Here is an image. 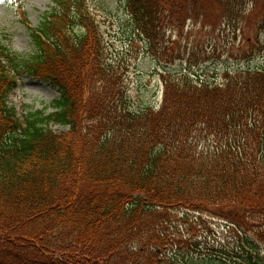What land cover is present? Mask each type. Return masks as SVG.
Wrapping results in <instances>:
<instances>
[{
	"label": "trees",
	"instance_id": "16d2710c",
	"mask_svg": "<svg viewBox=\"0 0 264 264\" xmlns=\"http://www.w3.org/2000/svg\"><path fill=\"white\" fill-rule=\"evenodd\" d=\"M125 1L151 48L166 17L183 28L223 13L237 36L243 21L247 43L264 29V0ZM53 3L29 27L33 55L0 41V264H200L183 227L202 216L227 220L250 247L209 251L264 264V65L221 82L166 69L159 108H135L129 66L108 61L87 0ZM24 72L58 88L55 111L9 105Z\"/></svg>",
	"mask_w": 264,
	"mask_h": 264
},
{
	"label": "rangeland",
	"instance_id": "374dc122",
	"mask_svg": "<svg viewBox=\"0 0 264 264\" xmlns=\"http://www.w3.org/2000/svg\"><path fill=\"white\" fill-rule=\"evenodd\" d=\"M87 3L102 33L108 61L122 62L124 59L129 66L125 77L129 98L135 108L163 100V72L166 69L174 76H179L181 72L191 73L192 78L197 76L214 81L222 78L227 70L234 72L264 65V29L260 36L256 26L250 28L248 36L252 43H247V37L240 32L243 21L239 23L237 36V23L231 22L232 26H229L230 21L228 23L223 13H213L208 20H203V17L199 21L189 18L183 28L173 26L166 17L154 48H151L135 31L125 0H87ZM52 6L53 0H0V41L14 52L24 56L33 55L36 49L28 27H38L43 14ZM76 32L83 31L77 29ZM246 50H252L255 57L244 59ZM59 97V91L49 81L24 72L9 97V105L21 115L36 110L48 114L55 111L54 102ZM51 128L57 132L67 130L57 124H52ZM192 221V230L187 229V225L183 227V232L185 238L192 240V244H199L188 254L193 256L195 262L213 264L216 257L221 263L238 264L235 257L213 254L207 249L211 245H236L239 248L244 245L250 249L243 231L239 229L238 232L231 225L227 227L223 219L202 216L194 217ZM187 249L183 248L181 252L176 249V252H180L178 258H182ZM261 249L264 254V246Z\"/></svg>",
	"mask_w": 264,
	"mask_h": 264
}]
</instances>
